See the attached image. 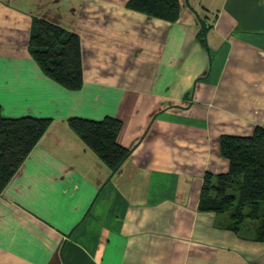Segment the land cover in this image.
Returning a JSON list of instances; mask_svg holds the SVG:
<instances>
[{"label":"crops","instance_id":"0c3cea01","mask_svg":"<svg viewBox=\"0 0 264 264\" xmlns=\"http://www.w3.org/2000/svg\"><path fill=\"white\" fill-rule=\"evenodd\" d=\"M129 1L0 0L2 113L53 120L0 194V264H264L199 210L221 139L264 129V0H179L175 23ZM35 19L79 37L80 91L32 58ZM107 117L132 151L115 174L69 127Z\"/></svg>","mask_w":264,"mask_h":264},{"label":"trees","instance_id":"16d2710c","mask_svg":"<svg viewBox=\"0 0 264 264\" xmlns=\"http://www.w3.org/2000/svg\"><path fill=\"white\" fill-rule=\"evenodd\" d=\"M128 8L152 18L175 23L181 15L179 0H130ZM204 29V24L202 25ZM203 44L205 32L198 35ZM29 51L42 72L65 89L83 88L81 44L77 35L41 19L32 24ZM49 118H7L0 106V194L20 170L46 134ZM71 130L115 174L132 155L118 144L122 122L113 117L101 121L71 118ZM222 156L229 160L228 173L208 174L199 210L228 214L226 230L264 244V129L251 137H223Z\"/></svg>","mask_w":264,"mask_h":264}]
</instances>
